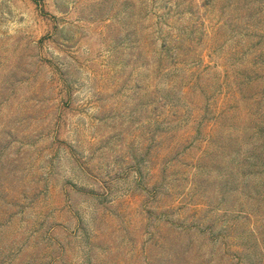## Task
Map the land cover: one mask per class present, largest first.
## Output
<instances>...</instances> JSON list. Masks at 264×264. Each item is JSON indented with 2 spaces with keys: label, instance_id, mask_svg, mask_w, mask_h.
Segmentation results:
<instances>
[{
  "label": "rangeland",
  "instance_id": "rangeland-1",
  "mask_svg": "<svg viewBox=\"0 0 264 264\" xmlns=\"http://www.w3.org/2000/svg\"><path fill=\"white\" fill-rule=\"evenodd\" d=\"M0 264H264V0H0Z\"/></svg>",
  "mask_w": 264,
  "mask_h": 264
}]
</instances>
